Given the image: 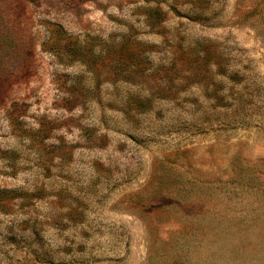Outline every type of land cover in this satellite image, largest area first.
I'll return each mask as SVG.
<instances>
[{"label": "rangeland", "instance_id": "1", "mask_svg": "<svg viewBox=\"0 0 264 264\" xmlns=\"http://www.w3.org/2000/svg\"><path fill=\"white\" fill-rule=\"evenodd\" d=\"M0 264H264V0H0Z\"/></svg>", "mask_w": 264, "mask_h": 264}]
</instances>
